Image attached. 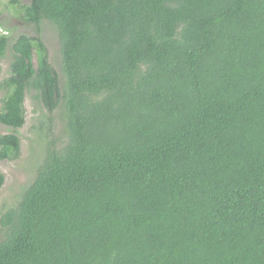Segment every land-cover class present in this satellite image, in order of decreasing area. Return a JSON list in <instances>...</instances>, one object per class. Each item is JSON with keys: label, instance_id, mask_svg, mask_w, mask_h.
Here are the masks:
<instances>
[{"label": "trees", "instance_id": "obj_1", "mask_svg": "<svg viewBox=\"0 0 264 264\" xmlns=\"http://www.w3.org/2000/svg\"><path fill=\"white\" fill-rule=\"evenodd\" d=\"M21 8L39 35L0 32V159L19 155L31 89L68 138L3 214L0 264H264V0Z\"/></svg>", "mask_w": 264, "mask_h": 264}, {"label": "rangeland", "instance_id": "obj_2", "mask_svg": "<svg viewBox=\"0 0 264 264\" xmlns=\"http://www.w3.org/2000/svg\"><path fill=\"white\" fill-rule=\"evenodd\" d=\"M0 0V23L3 25L1 33L14 34L27 33L38 36L35 25L21 20L23 4L31 0ZM40 37L48 50L49 61L58 71L60 80L64 74L61 70V40L58 28L50 21L42 23ZM12 44V43H11ZM14 51L10 44L7 46L4 58H0V111L6 89V80L12 74ZM34 61L35 57H34ZM25 123L18 129L21 140L19 155L13 159H0V173L4 175V182L0 188V242L6 238L7 229L2 225L1 219L5 212L17 208L26 189L37 176L39 167L43 163L48 147L55 145L61 149L67 140L68 133L63 122L62 114L56 109L52 120H48V109L37 98L35 90L27 91L24 98ZM13 128L0 122V135L12 133Z\"/></svg>", "mask_w": 264, "mask_h": 264}, {"label": "flooded vegetation", "instance_id": "obj_3", "mask_svg": "<svg viewBox=\"0 0 264 264\" xmlns=\"http://www.w3.org/2000/svg\"><path fill=\"white\" fill-rule=\"evenodd\" d=\"M2 26H3V25L1 24V26H0V30H2ZM0 32H1V31H0ZM3 58H4V57H3ZM13 58H14V57H13ZM4 87H7V85L4 84ZM7 89H8V88H7ZM7 89H6L5 95H6V93H7ZM5 95H4V97H5ZM4 97H3V98H4ZM0 122H1V121H0ZM1 123H2V122H1ZM2 124H4V123H2ZM4 125H6V124H4ZM6 126H8V125H6ZM8 127H9V126H8ZM7 134H8V133H7Z\"/></svg>", "mask_w": 264, "mask_h": 264}]
</instances>
